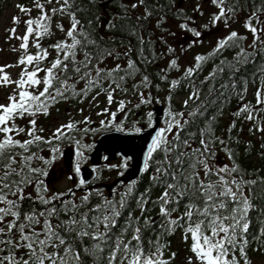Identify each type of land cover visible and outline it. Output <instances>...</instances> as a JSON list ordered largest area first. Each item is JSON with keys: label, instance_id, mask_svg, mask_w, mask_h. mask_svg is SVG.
<instances>
[{"label": "snow or ice", "instance_id": "1", "mask_svg": "<svg viewBox=\"0 0 264 264\" xmlns=\"http://www.w3.org/2000/svg\"><path fill=\"white\" fill-rule=\"evenodd\" d=\"M15 7V59L0 64V264H264V166L247 163L264 161V0ZM61 105L79 118L65 108L49 124ZM107 133L138 137L137 153L89 164L88 138Z\"/></svg>", "mask_w": 264, "mask_h": 264}, {"label": "water", "instance_id": "2", "mask_svg": "<svg viewBox=\"0 0 264 264\" xmlns=\"http://www.w3.org/2000/svg\"><path fill=\"white\" fill-rule=\"evenodd\" d=\"M159 109L160 107H156ZM141 143L140 139L136 136H124L123 134L108 133L102 135L96 141L95 151L90 155L91 162L93 164H98L101 158V152L105 151L106 154L110 155V159H113L115 152L123 151L129 155H135L139 144ZM72 160V152L68 149L65 153V165L69 168ZM84 176L90 179L89 170L84 168ZM133 173L129 172L122 179H130ZM117 180V179H116Z\"/></svg>", "mask_w": 264, "mask_h": 264}, {"label": "rangeland", "instance_id": "3", "mask_svg": "<svg viewBox=\"0 0 264 264\" xmlns=\"http://www.w3.org/2000/svg\"><path fill=\"white\" fill-rule=\"evenodd\" d=\"M17 4H25V3L19 0H14L9 6L7 5L5 9L0 13V48L5 49L4 51L0 52V64H3L5 62H10L14 58V55L10 51H8V46L4 43V36H5V29L10 26L11 17L13 15H22L18 12V9L15 7ZM33 15H35V12L33 13ZM20 31L21 32L23 31L22 26L20 28ZM9 71L12 72L13 76H15V74L19 71V69H10ZM0 102H3V93H0ZM72 115H76V117H79L74 112L72 113ZM61 120H66L65 115L55 116L52 121L58 123ZM50 124H52V122ZM57 173H61L58 180H56ZM63 173H65V170L63 169V167H60L59 165V167L55 170V176L49 178L50 181H55L57 186H62L66 182V177L65 175H63ZM254 264H260V260L255 261Z\"/></svg>", "mask_w": 264, "mask_h": 264}, {"label": "trees", "instance_id": "4", "mask_svg": "<svg viewBox=\"0 0 264 264\" xmlns=\"http://www.w3.org/2000/svg\"><path fill=\"white\" fill-rule=\"evenodd\" d=\"M11 1L12 0H0V11H2L3 8H4V6L6 4H9ZM22 1L28 3V0H22ZM207 46H208V39L207 40L205 39V41H204V48L207 49ZM197 49H200V47L197 46ZM63 106L64 105H61L60 106L61 109H62ZM55 115H56V113L53 112L52 117L55 116ZM52 117L48 121H50L51 119H53ZM93 138L94 137H89L87 142L88 143H92V139ZM253 139L255 140L256 138H253ZM247 163L249 164L250 168L251 167H261V166H264V161L258 160V158L255 156V154H253V156L248 160ZM261 174L264 175V173H261ZM176 245H177L176 242H174L173 247H176Z\"/></svg>", "mask_w": 264, "mask_h": 264}]
</instances>
